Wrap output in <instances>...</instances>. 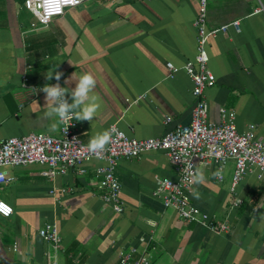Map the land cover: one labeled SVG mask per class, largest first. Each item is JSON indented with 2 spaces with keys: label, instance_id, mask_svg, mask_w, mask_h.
Segmentation results:
<instances>
[{
  "label": "crops",
  "instance_id": "crops-1",
  "mask_svg": "<svg viewBox=\"0 0 264 264\" xmlns=\"http://www.w3.org/2000/svg\"><path fill=\"white\" fill-rule=\"evenodd\" d=\"M262 2L208 0L210 27L239 18L241 29L230 25L210 37L216 81L206 94L212 121L221 120L222 106L235 108L238 128L264 137V11H256ZM197 13L198 0H87L42 24L24 0H0V135H60L58 117L44 116L46 94L39 89L60 83L71 103L76 81H65L83 73L94 75L92 95L100 104L92 121L77 123L87 142L114 121L139 137L190 122L195 97L184 65L197 51ZM168 60L179 66L172 76ZM57 65L60 81L47 80ZM101 164L92 159L85 174L70 169L53 178L40 163L11 166L13 179L0 184V198L14 208L0 213V264H48L46 252L55 249L39 233L46 221L60 229L58 264H118L131 245L139 248L135 257L144 252L150 264H264V180L257 169L232 190L234 159L222 179L212 175L216 165H199L205 179L195 182L192 197L216 227L228 222L220 231L183 219L154 194L159 177L177 178L164 150L119 160L123 212L90 182ZM237 196L242 201L234 205Z\"/></svg>",
  "mask_w": 264,
  "mask_h": 264
},
{
  "label": "built area",
  "instance_id": "built-area-1",
  "mask_svg": "<svg viewBox=\"0 0 264 264\" xmlns=\"http://www.w3.org/2000/svg\"><path fill=\"white\" fill-rule=\"evenodd\" d=\"M84 1L87 0H80V3ZM24 5L35 13L42 24H48L53 17L63 14L67 7L74 6L58 4L57 0H25ZM256 11H264V2L256 7ZM207 15L208 0H198V13L193 20L198 33L197 51L184 65L193 80L192 92L195 97L190 122L176 124L160 136L139 137L128 134L114 121L109 127V130L115 129L111 142L100 157L87 151V141L77 130L78 121L75 119L68 125L61 123L60 135L42 131H30L23 135H0V184H7L13 179L10 167L15 165L40 163L44 165L43 173L53 178L70 169L85 174L88 161L103 160L104 164L95 168L90 182L101 190L102 198L109 206L117 212H123L126 206L121 196L122 182L116 171L119 160L140 156L149 150H164L173 164L177 178L159 177L154 194L163 199L165 206L174 207L183 219L196 221L212 229L226 230L229 227L226 220L216 227L209 218V213L194 202L192 192L195 182L182 180L183 168L187 167L189 161L197 169L199 165L214 164L220 172L219 179H222L224 166L229 159H234L232 190L253 169H257L258 176L264 180V137L258 136L251 129L240 130L236 123L235 108L222 106L220 121H212L209 117L206 89L210 83L216 81V74L209 63L208 41L218 32L226 31L230 25L237 30L241 28L239 18L221 26L210 27ZM167 66L170 69L169 76L179 69L172 60L167 61ZM23 80L25 84L28 83L26 73ZM172 118V115H167L166 122ZM66 127L67 132L64 131ZM183 152L189 155L181 156ZM166 180L170 183H165ZM241 201L242 198L237 196L233 203L238 205ZM13 210L11 203L0 198V213L10 215ZM39 233L55 249V252H46L48 264H58L56 251L59 250L61 242L59 226L55 222L46 221L39 227ZM138 250L137 245L124 249L118 264H150V259L144 252L139 258L135 257Z\"/></svg>",
  "mask_w": 264,
  "mask_h": 264
},
{
  "label": "clouds",
  "instance_id": "clouds-1",
  "mask_svg": "<svg viewBox=\"0 0 264 264\" xmlns=\"http://www.w3.org/2000/svg\"><path fill=\"white\" fill-rule=\"evenodd\" d=\"M58 4H78L80 0H57ZM57 66L54 69L49 70L45 76L47 80H52L55 78L56 81H60L61 72L57 71ZM71 81H76V86L71 90L72 102L69 103L65 98L66 93H69V88L62 87L60 83L54 85L45 84L42 91L46 94V106L47 111L44 112L45 118H52L53 116L58 117V122L68 125L69 122L73 119L76 121H92L96 117V114L100 108L98 103V98L95 95H92L96 87V79L91 73H83L78 77L75 74L69 80H66L65 83H70ZM37 89H34L36 92ZM52 130H56L57 124H52ZM69 127V126H68ZM68 127L64 129L67 132ZM115 129L105 130L103 132L97 133L94 136L90 137L86 148L87 151L93 155L100 157L106 150L107 145L111 142L112 135ZM123 136V133H119ZM189 155L187 152L181 153V156ZM219 156V153H217ZM178 159H181L180 156H177ZM183 161V160H182ZM184 163V161H183ZM184 173L182 180L184 182H203L205 177L204 175L194 167L191 162H188L187 167L183 168ZM214 177L219 176L220 172L216 171L212 174ZM165 183H170L169 180H166Z\"/></svg>",
  "mask_w": 264,
  "mask_h": 264
},
{
  "label": "trees",
  "instance_id": "trees-1",
  "mask_svg": "<svg viewBox=\"0 0 264 264\" xmlns=\"http://www.w3.org/2000/svg\"><path fill=\"white\" fill-rule=\"evenodd\" d=\"M25 1V0H24Z\"/></svg>",
  "mask_w": 264,
  "mask_h": 264
}]
</instances>
